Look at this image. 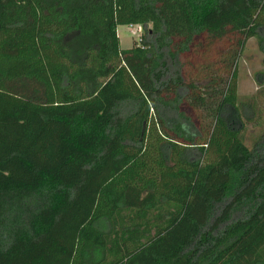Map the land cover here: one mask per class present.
<instances>
[{
	"label": "trees",
	"instance_id": "16d2710c",
	"mask_svg": "<svg viewBox=\"0 0 264 264\" xmlns=\"http://www.w3.org/2000/svg\"><path fill=\"white\" fill-rule=\"evenodd\" d=\"M252 37L264 0H0V264H264Z\"/></svg>",
	"mask_w": 264,
	"mask_h": 264
},
{
	"label": "rangeland",
	"instance_id": "374dc122",
	"mask_svg": "<svg viewBox=\"0 0 264 264\" xmlns=\"http://www.w3.org/2000/svg\"><path fill=\"white\" fill-rule=\"evenodd\" d=\"M141 27V30L138 29ZM118 36L122 49H130L139 43L144 33L143 26L137 25L130 29L127 24L119 25ZM236 69L238 71V101L240 107V119L235 128L240 131L245 144L253 149L258 139L264 133V51L261 50L257 38H249L238 59ZM220 78H226L218 74ZM223 86L211 89L212 98L208 97L207 108H210L219 96ZM210 109L198 111L201 116L202 128H209L214 122L210 115Z\"/></svg>",
	"mask_w": 264,
	"mask_h": 264
},
{
	"label": "built area",
	"instance_id": "2783aa9c",
	"mask_svg": "<svg viewBox=\"0 0 264 264\" xmlns=\"http://www.w3.org/2000/svg\"><path fill=\"white\" fill-rule=\"evenodd\" d=\"M137 25H139V24H129L128 26H129L130 29H135V27H136ZM138 29L141 30V27L138 26Z\"/></svg>",
	"mask_w": 264,
	"mask_h": 264
},
{
	"label": "crops",
	"instance_id": "0c3cea01",
	"mask_svg": "<svg viewBox=\"0 0 264 264\" xmlns=\"http://www.w3.org/2000/svg\"><path fill=\"white\" fill-rule=\"evenodd\" d=\"M120 39V38H119Z\"/></svg>",
	"mask_w": 264,
	"mask_h": 264
}]
</instances>
